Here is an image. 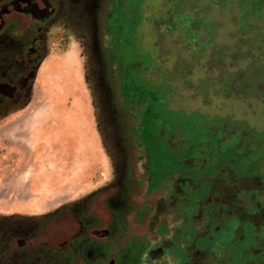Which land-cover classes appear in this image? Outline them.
I'll use <instances>...</instances> for the list:
<instances>
[{"label": "rangeland", "instance_id": "obj_1", "mask_svg": "<svg viewBox=\"0 0 264 264\" xmlns=\"http://www.w3.org/2000/svg\"><path fill=\"white\" fill-rule=\"evenodd\" d=\"M176 1H181L179 6L189 14L185 21L195 20L206 27V21L197 14L201 0L191 1L188 8L182 0ZM254 1L259 6L264 4V0H233L230 5L222 2V21L209 31H217L223 44L231 46L228 50L244 40L233 37L236 23L230 19L228 10L234 5L239 10L235 16L246 19ZM55 2V15L43 25L32 24L15 54L9 43L16 37L14 30L7 28L0 35V50L6 47L1 57L13 59L0 70V82L9 84L0 96V116L26 117L23 125L18 124L16 135L1 134L0 157L9 159L15 154L6 144L16 138L23 152L13 157V163L38 161L48 166L0 168V212L8 213L15 207L7 203L9 193L15 192L32 196V204L17 202L15 210L18 214L25 212L35 223L71 210L82 223L86 219L102 225L100 219L88 220L84 210L97 194L109 189V193L104 190L94 202L96 214L104 224L110 221L109 226L105 225L111 233L110 242L120 237L130 239L125 246L127 264L149 261V258L141 259L146 239L133 236L143 231L139 224L148 225L152 221L157 228L155 233H150L153 239L156 235L173 239L177 233L182 235L179 238L182 245L187 246L201 227L188 218L197 209V199L207 193V184L201 186L193 199L191 196L189 206L181 208L173 217L170 211L159 212L153 206L155 198L147 201L146 178L140 164L148 161L152 176L159 182L168 176L183 174L184 157L165 145L171 125L190 124L192 118L199 119V113L194 115L195 112L189 111L193 106L188 99L189 92H202L215 105L221 98L214 95L210 81L201 80L199 62L192 60L190 52L185 54L187 65L181 69L184 70L180 72L181 77L164 70L179 61L166 53L159 42L163 29L160 21L168 0ZM259 13H253L252 17ZM41 27L42 32L37 33ZM35 35H42L43 40L29 50ZM212 50L228 63L229 55L223 48L214 46ZM257 51L253 48L248 51L254 62L245 76L235 75L236 70L230 67L224 76L225 82H230L231 88L243 96L258 85V91L264 95V64L261 65L264 48L261 54ZM198 58L200 61L201 57ZM183 86L187 91L180 96ZM248 97L233 102L234 111L223 114L225 119L208 117L216 122L224 136L218 147L212 144L210 150L230 155L231 142L243 134L256 136L264 146V99L250 93ZM16 100L31 103L28 108H16ZM226 121L231 122L229 130L222 128ZM177 135L178 139L199 148L206 142L204 134L188 135L179 131ZM179 146L185 148L183 142ZM259 155L264 164V148L245 162L253 163Z\"/></svg>", "mask_w": 264, "mask_h": 264}, {"label": "flooded vegetation", "instance_id": "obj_2", "mask_svg": "<svg viewBox=\"0 0 264 264\" xmlns=\"http://www.w3.org/2000/svg\"><path fill=\"white\" fill-rule=\"evenodd\" d=\"M182 1L188 8L191 1L195 0ZM224 1L229 5L233 2V0H201L197 14H201L198 16L206 21V27L195 20L185 21V16L189 14L182 9L184 7L179 6L181 1L168 0L164 4L165 13L160 21L163 29L161 35L159 34L161 36L159 42L166 53L179 60L177 64L164 67V70L170 72L172 76L174 74V77H181L180 72L184 71L181 69L186 68L187 65L185 54L190 52L192 60L195 63L199 62L197 67L202 75L201 80L210 81L214 95L221 99L215 105L213 101L206 99L202 92L194 90L189 92L192 98L188 96V99L193 104L189 111L195 112L194 115L199 113L197 114L199 119L192 118L190 124L180 122L171 125L165 145L173 152L177 151L180 157H184L181 170L183 174L168 176L159 182L152 176L148 161L140 164L143 168L141 172L146 178L144 196L146 195L147 201L155 198L153 206L155 205L159 212L170 211L173 217L181 208L189 206L191 196L193 199V195L200 192L201 186L207 184V193L197 199V209L188 218L192 223H200L201 227L193 235L194 240L187 246L182 245L179 240L182 235L177 233L173 239L158 235L153 239L151 234L155 233L157 228L151 220L148 225L139 224V228H143L141 229L143 231L133 236L138 235L141 237L138 238L139 240L144 238L147 240L141 258L142 261L149 258L146 264H264V164L260 159L262 155L257 156L253 163L245 162L249 156L260 153L264 146L256 136L247 137L248 134H243L231 142L232 154L220 155L215 149L209 148L213 147L212 144H217L218 147L223 132H220L216 122L208 119V117L222 118L223 114L234 111L231 104L237 99L240 100V97H243L241 100L249 99L248 93L253 97L260 96L261 100L264 99V95L261 96V92L258 91L259 85L243 96L236 93L239 92L238 90L231 88L230 82L224 80L226 71L230 69L236 70L237 76L239 73L246 75L251 63L254 62L251 53L248 52L252 48L258 50V54L262 53L264 4L259 6L258 1L252 2L245 16L246 19L235 16V11L238 9L234 5L231 6L228 15L236 23L233 37H242L244 40L242 43L234 44L232 50H228L231 46L223 44L217 36V31H209L210 28L221 23L220 7ZM56 11L55 0H0V35L7 28L13 29L16 37L13 42H9L11 48H21L27 29L32 24H45ZM255 12L259 14L252 17ZM41 32L42 27L37 33ZM42 40V35H35L28 49L32 50L33 45L41 44ZM214 46L223 48L229 55L228 63L218 58L217 52H213ZM198 57H201L200 61ZM8 85L7 82H0V96ZM184 90L187 91L183 86L180 89L182 92L180 96H183ZM175 126L178 130L174 129ZM230 126H232L231 122L226 121L222 128L229 130ZM179 131L188 135L204 134L206 142L199 148L185 139H178ZM180 142H183L184 149L179 148ZM101 192L89 201L86 207L84 206L88 216L87 218L85 215L84 218L88 220L93 218L94 221L100 219L103 221L102 225L86 219L82 223L78 221L77 213L73 216L71 210H66L36 221L27 235L13 236L9 241V248L15 250L24 246L32 250L47 248L57 251L67 257L61 264H127L125 246L130 239L128 236L127 239L120 237L116 242H110L108 240L111 234L108 227L110 219L104 224L105 221L96 214L94 202H97ZM105 192L109 193V189Z\"/></svg>", "mask_w": 264, "mask_h": 264}, {"label": "crops", "instance_id": "obj_3", "mask_svg": "<svg viewBox=\"0 0 264 264\" xmlns=\"http://www.w3.org/2000/svg\"><path fill=\"white\" fill-rule=\"evenodd\" d=\"M11 51V50H10ZM9 51V52H10ZM6 52V47L0 50V70L5 69L7 62L11 61V58L1 57V54ZM17 49L14 48V54ZM14 56V55H13ZM15 58V57H14ZM16 59V58H15ZM14 61H17L15 60ZM21 91V88H20ZM12 103V102H11ZM31 102L16 100L14 104L16 108H28ZM1 109V106H0ZM26 117L15 116V117H1L0 116V136L1 134L8 135L9 137L13 134L16 135L17 126L23 125ZM7 120V121H6ZM9 124V125H8ZM4 145V144H3ZM6 145L15 153L9 156V159L0 157V168H48L47 165L38 163V161H33V163L18 164L13 163V157L20 156L23 152L22 145L15 140H10ZM42 154V151H41ZM8 160V163H6ZM15 161V160H14ZM31 195L26 194H11L8 195V205L16 207L17 202L20 204H32ZM21 200V201H19ZM6 203V202H5ZM10 208V212L1 213L0 212V264H61L66 260V256L60 255L57 251H51L47 248H37L35 250L27 249V247L22 246L20 249L11 250L9 248V241L13 236L16 235H27L33 226L35 221L24 213H17L16 208Z\"/></svg>", "mask_w": 264, "mask_h": 264}]
</instances>
